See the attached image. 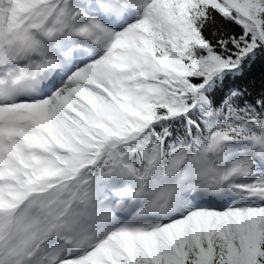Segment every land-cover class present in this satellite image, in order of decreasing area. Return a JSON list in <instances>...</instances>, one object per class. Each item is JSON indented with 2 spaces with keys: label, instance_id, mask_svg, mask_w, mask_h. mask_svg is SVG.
<instances>
[{
  "label": "snow or ice",
  "instance_id": "obj_1",
  "mask_svg": "<svg viewBox=\"0 0 264 264\" xmlns=\"http://www.w3.org/2000/svg\"><path fill=\"white\" fill-rule=\"evenodd\" d=\"M0 264H264V0H0Z\"/></svg>",
  "mask_w": 264,
  "mask_h": 264
}]
</instances>
